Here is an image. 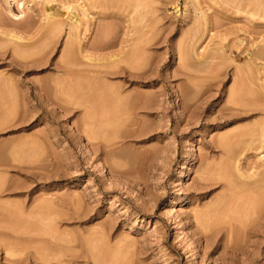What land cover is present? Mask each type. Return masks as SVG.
<instances>
[{"label": "rangeland", "instance_id": "rangeland-1", "mask_svg": "<svg viewBox=\"0 0 264 264\" xmlns=\"http://www.w3.org/2000/svg\"><path fill=\"white\" fill-rule=\"evenodd\" d=\"M7 1L0 203L37 240L0 264H264V0Z\"/></svg>", "mask_w": 264, "mask_h": 264}, {"label": "bare ground", "instance_id": "bare-ground-1", "mask_svg": "<svg viewBox=\"0 0 264 264\" xmlns=\"http://www.w3.org/2000/svg\"><path fill=\"white\" fill-rule=\"evenodd\" d=\"M5 1H7V0H5ZM13 1V0H12ZM192 1V0H191ZM9 2H10V0H9ZM8 1H7V3H9ZM137 2V1H136ZM195 2V1H194ZM136 4V3H135ZM139 6V5H138ZM137 7V6H136ZM133 8H134V6H133ZM260 10V9H259ZM248 13V12H247ZM253 14H254V12H253ZM202 15V14H201ZM256 15H258V14H256ZM202 17H204L203 15H202ZM201 17V18H202ZM48 18V17H47ZM264 18V17H263ZM205 19V18H204ZM50 21V20H49ZM51 21H53V18L51 19ZM61 22V21H60ZM48 25H50V23L48 24ZM48 25H47V27H48ZM51 25H53L52 23H51ZM50 25V26H51ZM56 25H58V26H56V27H58L59 28V26L61 25H59V24H57L56 23ZM55 26V24L53 25V27ZM52 26L50 27V28H52L53 30H55V29H58V28H53ZM62 27V26H61ZM74 28V27H73ZM51 29V30H52ZM50 30V31H51ZM56 31V30H55ZM11 32V31H10ZM13 33H15L14 31H12V33L11 34H13ZM7 34H9V33H7ZM10 34V35H11ZM3 35V34H2ZM5 35V34H4ZM17 36L15 35V34H13L12 36H10V38L11 39H15V40H20V38L19 37H17ZM51 37V36H50ZM22 38V37H21ZM15 40H13V41H15ZM8 41V40H7ZM12 41V40H11ZM97 41H99V40H97ZM100 42V41H99ZM98 42V43H99ZM11 43H13V42H11ZM5 44V43H4ZM18 45V44H17ZM17 45H15L14 44V47H16ZM99 45H100V43H99ZM96 46H98V44L96 45ZM41 47V46H40ZM69 47V46H68ZM135 47V46H134ZM20 48V47H19ZM94 48H96L95 46H94ZM39 49V48H38ZM66 49H68L67 47H66ZM93 49V48H92ZM1 50V49H0ZM14 50H17V47L14 49ZM71 49H69V51H70ZM20 51V50H19ZM19 51H16L17 53H15V55H18L19 53ZM85 50H83V51H81V52H83L82 53V55H84V56H82V58H84L86 61L88 60V58H89V56H87L88 54H87V51L86 52H84ZM135 51V50H134ZM188 51V50H187ZM12 53H13V51H12ZM32 53V52H31ZM73 53V52H72ZM69 54H70V52H69ZM139 54V53H138ZM262 54V53H261ZM260 54V55H261ZM14 55V54H13ZM90 55V54H89ZM19 56V55H18ZM64 56V55H63ZM66 56V55H65ZM116 55H114V57H113V59L114 58H117V56L115 57ZM185 56V55H184ZM189 56H190V54H189ZM255 56H257V54L255 55ZM258 56H259V54H258ZM31 57V56H30ZM133 57V56H132ZM263 57H264V51H263ZM73 59H74V57H72ZM91 58V57H90ZM186 58V57H185ZM258 58H260V57H258ZM257 58V59H258ZM66 59V58H65ZM64 59V60H65ZM96 58H94V59H89V61L90 62H99V60L97 61V59L95 60ZM109 59H112V57L110 58V57H108L107 58V61H109ZM112 59V60H113ZM133 59V58H132ZM67 60V59H66ZM77 60V59H76ZM140 60V59H139ZM262 60V59H261ZM264 60V59H263ZM74 61V60H73ZM89 61H87V62H89ZM101 61H103L102 59H101ZM125 61V60H124ZM65 62V61H64ZM79 62V61H78ZM104 62V61H103ZM111 62H115L114 60L113 61H111ZM141 62V61H140ZM75 63V62H74ZM86 63V62H85ZM95 63V64H96ZM115 63H117V61L115 62ZM94 64V63H93ZM111 64V63H110ZM76 65H78V64H76ZM80 65V64H79ZM112 65V64H111ZM71 66H73L71 63H66V64H64L63 66H61L60 68H61V70H62V72H64V74H67V75H71V76H74L75 75V78L76 79H81L80 77L82 76H80V73H82V72H84V67L82 68V69H80V66L77 68V69H74L73 67H71ZM82 66H83V64H82ZM84 66H85V64H84ZM90 66V65H89ZM91 66H92V64H91ZM94 66V65H93ZM259 66V65H258ZM257 66V67H258ZM263 66V65H262ZM261 66V67H262ZM86 67V66H85ZM255 67V66H254ZM260 67V66H259ZM111 68H114V67H111ZM127 69V68H126ZM237 69V68H236ZM259 69V68H258ZM261 69H263V68H261ZM113 70V69H112ZM119 70V69H118ZM88 71V70H87ZM123 71H124V69H123ZM259 72L261 71L260 69L258 70ZM257 71V72H258ZM115 72V73H114ZM112 71V73L109 71V72H105V73H103V75H114V74H116L117 72L116 71ZM85 73H86V69H85ZM74 74V75H73ZM77 74V75H76ZM91 74V73H90ZM125 74L127 75V77L129 78V77H132V76H128V75H130V74H128L126 71H125ZM126 75H125V79H126ZM117 76H119V75H117ZM3 77V76H2ZM70 77V76H69ZM82 77H84V78H86V79H88L86 82H88L89 80V82L87 83V85L89 84V85H91V81H93L92 79H89L88 77H91V76H88V77H86V75L85 76H82ZM72 78V77H71ZM74 78V85L73 86H75V84H77V86L76 87H78V85H79V82H77V80ZM84 78H82L81 80H78V81H81V83H82V80L84 79ZM4 79H1V77H0V84L2 83V81H3ZM68 80V79H67ZM8 81V80H7ZM6 81V82H7ZM64 81V80H63ZM5 82V81H4ZM4 82L2 83V84H4ZM99 82V81H98ZM10 83V82H9ZM85 83V82H84ZM94 83V82H93ZM56 84V83H55ZM57 84L59 85L60 83H58L57 82ZM62 84V83H61ZM120 84V83H119ZM118 84V85H119ZM5 86L6 85H9L8 83L6 84H4ZM4 85L2 86V85H0V86H2V87H4ZM71 85V84H70ZM89 85H88V87H87V89L89 88ZM92 86H93V84H92ZM9 87V86H8ZM60 87H62V85L60 86ZM79 87H81V86H79ZM7 88V87H6ZM92 88V87H91ZM94 88H96L95 86H94ZM104 87H102V89H103ZM60 89V88H59ZM72 89L73 90H71V89H69V90H71V94H72V91H74V88L72 87ZM97 89H99V88H97ZM101 89V91H103ZM110 89V88H109ZM75 90H76V88H75ZM82 90V89H81ZM89 90V89H88ZM94 90H96V89H90L89 91H93V95H94V97H97V96H95V94H94ZM108 90V89H107ZM78 90H76L75 92H77ZM79 91H80V89H79ZM85 91V90H84ZM66 92H67V90H66ZM73 93L72 95L70 94V95H67L68 96V98L70 97L71 98V96H73V97H75L76 96V98L77 99H81V100H87L90 96H88V95H90V92H88V95L85 93V94H82L81 92H80V94H79V92H77V93ZM104 92L106 93V89L104 88ZM103 92V93H104ZM10 93V92H9ZM84 93V92H83ZM100 93V92H99ZM101 94V99H102V97H103V95H102V93H100ZM107 94V93H106ZM114 94V93H113ZM253 94H254V92H253ZM1 95V94H0ZM92 95V96H93ZM118 95V94H117ZM235 96V95H234ZM69 98V99H70ZM125 98V97H124ZM8 99V98H7ZM91 99V98H90ZM95 99V98H94ZM98 99V98H97ZM119 99V98H118ZM126 101V100H125ZM88 103V102H87ZM91 103V102H90ZM79 106V105H78ZM14 107V106H13ZM83 107V106H82ZM105 109V108H104ZM91 111V110H90ZM86 113V112H85ZM88 114V113H87ZM86 114V115H87ZM89 115V114H88ZM89 116H91V114L89 115ZM6 118V117H5ZM87 118H90V117H87ZM93 118V117H92ZM87 120V119H86ZM89 120V119H88ZM87 120V121H88ZM84 121V120H83ZM90 121V120H89ZM92 121V120H91ZM1 122V121H0ZM9 122V121H8ZM2 126L4 125V123L2 124V123H0ZM0 125V126H1ZM87 125V124H86ZM91 125V124H90ZM261 127V126H260ZM264 127V126H263ZM1 128H3V127H1ZM0 128V130H3V129H1ZM263 130V129H262ZM262 130H260V132L262 131ZM259 132V131H258ZM257 133V132H256ZM262 134H263V132H262ZM261 134V135H262ZM254 135V134H253ZM253 135H251V136H253ZM264 135V134H263ZM21 136V135H20ZM240 136V135H239ZM256 136V135H255ZM260 136V135H259ZM262 137V136H261ZM106 139V138H105ZM110 139V138H109ZM108 140V139H107ZM106 140V141H107ZM111 140V139H110ZM114 140V139H113ZM221 140V139H220ZM264 140V139H263ZM225 141V140H224ZM110 143V142H109ZM222 143V142H221ZM107 144H108V141H107ZM107 144H106V146H107ZM112 145V144H111ZM223 145V144H222ZM10 146V145H9ZM26 148V147H25ZM3 149V148H2ZM223 149V148H222ZM12 151H13V148H12ZM15 151H17V150H15ZM21 151H23V149L21 150ZM12 154H14V152H11ZM16 155V154H15ZM27 157V156H26ZM19 161V160H18ZM21 162H23V161H21ZM33 163V162H32ZM0 164H1V162H0ZM224 164V163H223ZM2 165V166H1ZM0 165V171L2 170V168H5L4 167V164L2 163ZM23 165V164H22ZM218 165V164H217ZM216 165V166H217ZM33 167V166H32ZM214 167V166H213ZM206 169V168H205ZM29 170V169H28ZM31 170V169H30ZM236 171H237V169H235ZM5 171V170H4ZM230 171V170H229ZM3 173V172H2ZM242 177V176H241ZM230 178V177H229ZM243 179H245L244 177H242ZM264 178V177H263ZM241 179V178H240ZM4 182V181H3ZM3 182H2V180L0 179V197H3V196H10V195H18L19 194V192H17L15 189L16 188H10V187H7V186H5L4 187V185H6L5 183H4V185H3ZM261 182V183H260ZM260 182H257V183H260L259 184V188L257 187V185H256V187H255V190H258L259 191V189H260V191H262L261 189H263L264 190V179H263V181L261 180ZM254 183V182H253ZM256 183V184H257ZM231 185V184H230ZM252 185V184H251ZM245 186H247L246 184H245ZM245 186H243V188L245 187ZM231 187V186H230ZM251 187V186H250ZM253 187V186H252ZM234 188V187H233ZM240 188H241V186H240ZM257 188V189H256ZM247 189V188H246ZM250 189H252V188H250ZM247 190H249V187H248V189ZM240 191V190H239ZM246 192H248V191H246ZM245 193V192H244ZM264 193V192H263ZM254 194V193H253ZM248 195V194H247ZM223 200V199H222ZM29 201H31V200H29ZM35 201V200H34ZM41 203H42V201H41ZM250 203V202H249ZM47 204H49V203H47ZM43 205V204H42ZM243 205V204H242ZM25 206V205H24ZM24 206L21 204V203H9L8 204V202H6V203H3V204H1L0 203V218L2 217L3 218V220L2 221H5L4 223H5V226H3L2 225V222L0 221V237L2 236V239H3V237L4 238H6V239H9V240H12L13 241V243H8L7 242V247L5 248V249H7V251L4 253V254H6L7 256H8V258L9 257H15V256H17L18 254L17 253H15V251L13 250V245H15L16 244V242L17 243H19V244H26L25 246H26V248H27V245H31V244H33V243H35L36 242V237H37V229L35 228V226H34V223H33V212H32V210H31V208L29 209V211H26V209L24 208ZM48 208V207H47ZM44 209V208H43ZM213 209V208H212ZM252 211V210H251ZM27 212V213H26ZM37 213V212H36ZM35 214V213H34ZM253 214V213H252ZM42 215H44V214H42ZM47 215H48V212H47ZM49 216V215H48ZM44 217V216H43ZM50 217V216H49ZM54 220V219H53ZM45 221V220H44ZM3 223V224H4ZM40 223V222H39ZM38 223V224H39ZM47 223V222H46ZM41 225V224H40ZM6 226H8V227H6ZM47 226V225H46ZM45 227V226H44ZM39 228H42V227H39ZM47 229H48V227H46ZM45 229V228H44ZM50 229V228H49ZM41 231V230H40ZM41 233V232H40ZM39 233V234H40ZM45 234V233H44ZM45 235H47V231H46V234ZM49 236V235H48ZM43 237V236H42ZM44 239V238H43ZM51 239V238H50ZM11 241V242H12ZM39 241V240H38ZM37 241V242H38ZM41 241H45V240H41ZM14 242H15V244H14ZM49 244V243H48ZM5 245V244H4ZM12 245V246H11ZM14 247H16V245L14 246ZM2 248H3V246H2ZM25 248V247H24ZM22 249V248H21ZM31 249V248H30ZM17 252V251H16ZM32 253V252H31ZM31 253H30V256H32L31 255ZM17 254V255H16ZM34 256V255H33ZM20 258V257H19ZM45 258V257H44ZM33 259H34V257H33ZM10 260V259H9ZM121 264V263H120Z\"/></svg>", "mask_w": 264, "mask_h": 264}]
</instances>
